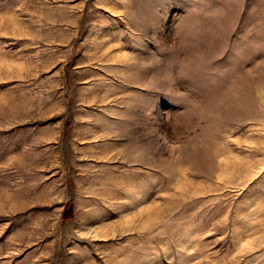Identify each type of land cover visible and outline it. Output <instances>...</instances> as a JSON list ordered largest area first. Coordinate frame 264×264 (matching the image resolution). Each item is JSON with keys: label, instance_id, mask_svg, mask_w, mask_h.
<instances>
[{"label": "rangeland", "instance_id": "rangeland-1", "mask_svg": "<svg viewBox=\"0 0 264 264\" xmlns=\"http://www.w3.org/2000/svg\"><path fill=\"white\" fill-rule=\"evenodd\" d=\"M0 264H264V0H0Z\"/></svg>", "mask_w": 264, "mask_h": 264}, {"label": "trees", "instance_id": "trees-1", "mask_svg": "<svg viewBox=\"0 0 264 264\" xmlns=\"http://www.w3.org/2000/svg\"><path fill=\"white\" fill-rule=\"evenodd\" d=\"M66 216H67V213H66Z\"/></svg>", "mask_w": 264, "mask_h": 264}]
</instances>
